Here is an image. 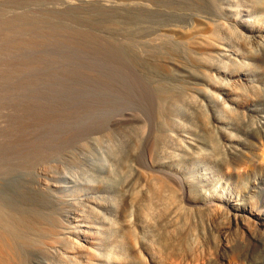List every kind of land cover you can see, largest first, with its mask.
<instances>
[{
    "label": "bare ground",
    "instance_id": "6f19581e",
    "mask_svg": "<svg viewBox=\"0 0 264 264\" xmlns=\"http://www.w3.org/2000/svg\"><path fill=\"white\" fill-rule=\"evenodd\" d=\"M128 1L63 5L113 13L103 34L123 46L150 113L122 111L92 147L32 165L0 157V264H264V168L254 158L250 185L232 171L249 145L234 132L264 100L252 75L264 66L263 0ZM64 169L80 178L58 185Z\"/></svg>",
    "mask_w": 264,
    "mask_h": 264
},
{
    "label": "rangeland",
    "instance_id": "374dc122",
    "mask_svg": "<svg viewBox=\"0 0 264 264\" xmlns=\"http://www.w3.org/2000/svg\"><path fill=\"white\" fill-rule=\"evenodd\" d=\"M65 1L2 0L0 3V149L4 147L0 150V157L3 159L7 155L14 157V160L7 157L8 160L5 161L10 163L9 160H11L14 166L32 165L33 161L49 158L46 156L51 157L52 153L68 151L67 147L70 145L72 146L69 147L70 150L85 143L87 145L91 143L88 146L92 147L91 138L93 141L102 140V135L112 127L116 120L114 117L117 119L122 117V111L124 113L125 110L134 109L131 111L133 114L141 113L139 115L144 118L150 110L145 95H142L144 93L139 92L141 89L137 86L138 76L136 77L130 64L129 66L128 63L127 66L124 64L126 62L123 56H119L123 55L121 54L124 51L123 46L121 48L120 44L114 42L116 40H113L115 36L112 34L108 33L107 36H111L108 38L103 34V29L106 27H103L101 23L108 26L107 21L113 13H107L100 6L88 9L64 7ZM164 2V0H159V3L165 6ZM104 18L107 19L102 21ZM196 22L200 23L198 20ZM106 30L109 31L107 28ZM258 69L254 67L252 75L255 79L262 75L263 84L260 81L258 83L264 89V66L263 69ZM132 76L134 80L137 78L135 82L131 81ZM139 97L142 99L140 100ZM145 108L148 109L145 110ZM142 110L146 112L142 113ZM119 113H121L120 116ZM245 116L244 119H247L245 122L249 125H246L248 129L245 127L243 133L234 132V134L242 141L249 142L250 146L248 145L242 154L244 160L241 159L244 164L247 160L248 166L245 165L248 168L244 165L241 169L234 163L233 167L238 168L235 171L233 168L231 170L234 173V180L249 184V177L255 172L254 158L259 166L264 168V157L261 156L264 152V100L258 106L257 112ZM107 117L112 119L108 120ZM258 119L263 122H258ZM111 120L113 122L110 124ZM142 124L139 123L137 126H142ZM252 127L254 131L255 129L258 131L256 134L258 137L251 133ZM5 151L8 152L6 156ZM94 151L99 154L101 150L99 149L98 153ZM94 153L92 155L96 156ZM17 156L18 158L23 156L25 159L22 161L24 162L21 158H19L21 163L19 160L16 162ZM218 169L223 172L220 166ZM71 170H69L70 174L66 173L65 169L64 172L60 171L57 176L64 177L59 179L56 176L55 183H59L60 186L65 185L69 175V178H75L76 175L78 178V170L73 169L77 174ZM69 171L67 169V172ZM72 172L76 175H71ZM220 180L221 187L227 190L233 189L232 181L225 180L224 176H221ZM177 200L184 209L186 204H182L179 197ZM216 223L214 236L218 240L223 229L219 222Z\"/></svg>",
    "mask_w": 264,
    "mask_h": 264
}]
</instances>
